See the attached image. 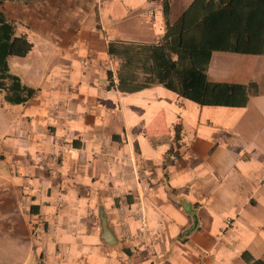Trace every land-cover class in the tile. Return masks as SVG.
I'll list each match as a JSON object with an SVG mask.
<instances>
[{
    "label": "crops",
    "instance_id": "0c3cea01",
    "mask_svg": "<svg viewBox=\"0 0 264 264\" xmlns=\"http://www.w3.org/2000/svg\"><path fill=\"white\" fill-rule=\"evenodd\" d=\"M52 1L4 6L31 44L9 71L36 94L0 106V264L13 251L17 264H264V56L241 55L226 75L210 57L209 82L255 83L243 108L160 86L121 95L106 87L117 69L107 43H156L162 0ZM163 1L173 24L192 0ZM245 1L264 38V0ZM127 21L144 37L124 34Z\"/></svg>",
    "mask_w": 264,
    "mask_h": 264
},
{
    "label": "trees",
    "instance_id": "16d2710c",
    "mask_svg": "<svg viewBox=\"0 0 264 264\" xmlns=\"http://www.w3.org/2000/svg\"><path fill=\"white\" fill-rule=\"evenodd\" d=\"M14 3L0 0V94L11 106L24 105L36 94L7 64L8 57L23 58L31 49L25 35L15 32L16 23L26 25L5 15L4 6ZM160 3L164 32L156 43H107L108 56L117 62L115 82L106 74L107 89L130 95L160 86L198 106L243 108L256 94L255 83L209 82L206 71L212 53L264 56V38L256 25L260 14L253 1L192 0L173 24L167 21V2Z\"/></svg>",
    "mask_w": 264,
    "mask_h": 264
},
{
    "label": "rangeland",
    "instance_id": "374dc122",
    "mask_svg": "<svg viewBox=\"0 0 264 264\" xmlns=\"http://www.w3.org/2000/svg\"><path fill=\"white\" fill-rule=\"evenodd\" d=\"M14 2H18V3H23L26 2L29 5H38V4H46L48 0H13ZM62 0H55V2H59ZM66 1L68 4H76V2L82 3V4H86L89 5L90 3H92L93 0H64ZM106 1V0H104ZM137 4L139 3V0H136ZM8 2V1H7ZM50 2L52 3L53 1L50 0ZM114 28V26H113ZM119 29L122 30V32L128 36L130 35H139L140 38H143L144 36V32L143 29L140 28L137 25H132L129 26L128 25V21L125 22L124 24H120ZM243 56L241 55H235V54H230V53H212V57H211V62H210V66L211 68H213L214 70L216 69V72L218 73H222V75H226L228 72H230L232 70V68L234 67V65L237 63H239L238 65L240 66V64L242 65L240 58H242ZM237 68V66H236ZM0 106L2 107V110L6 109V108H17L16 106H11L8 105L6 103L3 102L2 100V95L0 94ZM5 112V111H3ZM1 115H3L2 112H0V122H1ZM4 120V118H3ZM1 135V134H0ZM1 254V253H0ZM9 254V256H8ZM6 256L2 257L5 258L4 260L6 261L5 264H17L23 261H26L25 257L23 254L19 253V252H9ZM11 254L12 257L11 258Z\"/></svg>",
    "mask_w": 264,
    "mask_h": 264
},
{
    "label": "built area",
    "instance_id": "2783aa9c",
    "mask_svg": "<svg viewBox=\"0 0 264 264\" xmlns=\"http://www.w3.org/2000/svg\"><path fill=\"white\" fill-rule=\"evenodd\" d=\"M119 213L122 214V210L119 208ZM130 217L133 218L138 223L137 236L143 237L147 233L146 220L144 218V212L141 207H137L130 211ZM121 225L123 229L125 228L123 223V216L121 217Z\"/></svg>",
    "mask_w": 264,
    "mask_h": 264
},
{
    "label": "water",
    "instance_id": "95a60500",
    "mask_svg": "<svg viewBox=\"0 0 264 264\" xmlns=\"http://www.w3.org/2000/svg\"><path fill=\"white\" fill-rule=\"evenodd\" d=\"M99 221H100V228H101V239L106 244L111 245L114 242V240H113L112 235L110 234V232L108 231V229L106 227L105 219L102 216L101 210H100V213H99Z\"/></svg>",
    "mask_w": 264,
    "mask_h": 264
}]
</instances>
